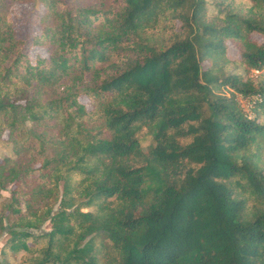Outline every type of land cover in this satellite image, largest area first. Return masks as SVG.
<instances>
[{
  "label": "trees",
  "instance_id": "obj_1",
  "mask_svg": "<svg viewBox=\"0 0 264 264\" xmlns=\"http://www.w3.org/2000/svg\"><path fill=\"white\" fill-rule=\"evenodd\" d=\"M36 1L47 59L0 32V127L31 152L0 162V264H264V0Z\"/></svg>",
  "mask_w": 264,
  "mask_h": 264
},
{
  "label": "rangeland",
  "instance_id": "obj_2",
  "mask_svg": "<svg viewBox=\"0 0 264 264\" xmlns=\"http://www.w3.org/2000/svg\"><path fill=\"white\" fill-rule=\"evenodd\" d=\"M90 3L92 2L87 0L86 4ZM234 3L235 5H238L239 7L246 10L252 9V4L249 0H234ZM48 11L49 10L46 6L41 5L36 0H0V32L3 34V39H6L10 45L6 43V40L3 43L4 45L12 47L13 50H15L19 44L22 45V53L24 58L27 59L30 64H35L37 59H47L49 55L48 47L44 46L46 40L41 38L43 36L42 31L48 30V28L53 25V23L51 24L50 20L51 16L47 15ZM254 39L257 42L264 41L263 37H254ZM1 48L2 45L0 44V51ZM225 54L226 59L231 66L229 70L232 73L239 75L242 81L256 80L255 78L258 75V72L247 71L245 66L240 62L238 52L233 47L229 46ZM70 86L71 82L66 77H64L63 79L57 81L54 87H46L43 89H30L28 87L29 91L23 95L28 98L35 96L37 99L39 98L41 100H45L59 96ZM224 93L229 94L232 93V91L226 89L224 90ZM13 95L14 94L12 92H9V97H12ZM235 100L245 114H249L250 118L254 117L252 113V104H254L256 98L246 99L241 97L240 94H235ZM247 101L250 102L249 106H247ZM78 102L84 105L87 110L92 108V104L84 97H80ZM17 103L23 104V100H19ZM0 123H2V121ZM12 139L13 137H10L9 131L3 127L2 124L0 127V162L2 159L8 158L14 160H28L31 158L30 151H23L19 148V152L15 153L13 150L14 145ZM149 141L150 136L147 134L146 128H142L140 134L141 146L145 147ZM12 189L13 186L10 184L6 191H2L0 193V214L3 211V202H5L6 198L10 196V191ZM247 205L249 208H251V205L254 204L253 202H249ZM43 227L44 229H47L49 228V225L44 224ZM8 238L9 236L6 234V232H2V234H0V251ZM5 251L7 253V258H9V262H12L13 264L21 262L25 254L24 249L21 247H18L12 251L7 248Z\"/></svg>",
  "mask_w": 264,
  "mask_h": 264
},
{
  "label": "built area",
  "instance_id": "obj_3",
  "mask_svg": "<svg viewBox=\"0 0 264 264\" xmlns=\"http://www.w3.org/2000/svg\"><path fill=\"white\" fill-rule=\"evenodd\" d=\"M249 105H250V102L247 101V106H249ZM246 116H247L248 119H251V118L249 117V114H246Z\"/></svg>",
  "mask_w": 264,
  "mask_h": 264
}]
</instances>
